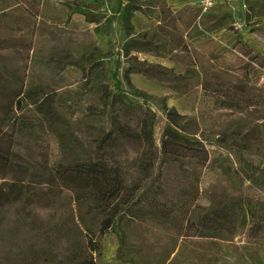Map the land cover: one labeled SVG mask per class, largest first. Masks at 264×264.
<instances>
[{"label":"rangeland","instance_id":"rangeland-1","mask_svg":"<svg viewBox=\"0 0 264 264\" xmlns=\"http://www.w3.org/2000/svg\"><path fill=\"white\" fill-rule=\"evenodd\" d=\"M138 2L143 9L132 20L136 37L144 34L149 43L132 55L173 73L170 78L130 76L134 88L154 96L143 110L149 107L156 115L155 144L161 148L169 123L166 104L193 119L210 153L205 166L193 164L186 172L176 165L162 173L157 170L155 182L163 186L162 201L172 205L188 200L197 213L237 199L264 205V190L244 177L233 155L236 145L245 143L256 165L264 164V0L220 5L205 14L193 2ZM119 3L0 0V39L20 44L0 50L2 85L15 86L17 81L26 88L44 85L57 94L55 104L64 122L45 124L40 142L50 167L89 158L95 149V131L88 127H111L104 118L87 117L90 108L103 105L94 77H87L76 62L102 57L111 41L113 55L101 60L106 84L115 88L113 72L119 55L121 77L127 66ZM76 7L94 12L101 22L71 13ZM124 90L129 91L125 82ZM130 98L143 105L136 96ZM24 110L31 119L37 117L32 107ZM117 145L111 155L127 180L134 182L140 177V145L125 139ZM30 180L32 190L48 189L47 184H39L43 180L39 169H31ZM54 195L48 196L54 204L51 208L26 205L24 200L0 208V264H264V240L250 238L246 231L224 238L179 236L145 217L122 225L121 246L120 238L112 230L100 232L91 216L87 225L81 223L79 214L86 209L78 206L73 192L56 188ZM29 221L41 227L33 228ZM42 250L53 259L33 260L35 251Z\"/></svg>","mask_w":264,"mask_h":264},{"label":"trees","instance_id":"trees-1","mask_svg":"<svg viewBox=\"0 0 264 264\" xmlns=\"http://www.w3.org/2000/svg\"><path fill=\"white\" fill-rule=\"evenodd\" d=\"M142 9L138 0H120L118 15L121 35L125 38L122 50L127 66L121 77L123 62L119 55L113 72L115 88L106 84L105 63L101 60L113 55L111 41L107 42L108 50L102 57L76 62L87 77H94V86L103 105L90 108L87 117H94V120L104 118L111 125L110 128L88 127V130L95 131V149L89 158L50 167L48 153L40 142L45 124L64 122L55 104L56 92L44 85L26 88L23 82L17 81L15 86H3L0 81V179L5 180L0 183V208L19 200H24L26 205L51 208L54 204L48 196H56L54 190L58 188L73 192L78 206L86 209L85 214H79L82 224L87 225V217L91 216V222L100 226V232L112 230L120 238L121 246L125 241L122 225L129 219L143 220V217L174 230L179 236L224 238L246 231L250 238L264 240L263 204L237 199L197 213L193 202L188 200L172 205L162 201L163 186L155 182L157 170L162 173L165 167L176 165L180 171L186 172L193 164L205 166L210 153L198 137L199 127L193 119L166 104L164 113L169 123L162 134L161 148L155 144L156 115L149 107L143 110L154 96L134 88L130 76L143 74L170 78L173 73L132 55L133 51L146 49L149 43L144 34L136 37L132 21L134 13ZM75 12L84 15L91 23L101 22L88 9L76 7L71 10V13ZM15 46L20 44L0 39V50ZM124 82L129 91L124 90ZM130 95L140 99L143 105L134 103ZM27 107L33 108L36 118L31 119L24 112ZM120 139L140 145V177L134 182L127 180L123 168L111 155ZM24 140L35 147L25 145ZM233 155L244 177L264 190V164L256 165L250 147L245 143L237 144ZM32 168L42 172L43 180L39 184H47L46 191L32 190ZM27 223L33 228L41 227L34 221ZM32 257L35 261L53 259L47 250L35 251Z\"/></svg>","mask_w":264,"mask_h":264},{"label":"built area","instance_id":"built-area-1","mask_svg":"<svg viewBox=\"0 0 264 264\" xmlns=\"http://www.w3.org/2000/svg\"><path fill=\"white\" fill-rule=\"evenodd\" d=\"M244 0H195L194 7L201 13L205 14L220 5H234ZM242 24H238L237 28H241Z\"/></svg>","mask_w":264,"mask_h":264},{"label":"crops","instance_id":"crops-1","mask_svg":"<svg viewBox=\"0 0 264 264\" xmlns=\"http://www.w3.org/2000/svg\"><path fill=\"white\" fill-rule=\"evenodd\" d=\"M186 2H190V3H192V2H195V0H177V4H181V5H183L184 3H186ZM172 3V2H171Z\"/></svg>","mask_w":264,"mask_h":264}]
</instances>
